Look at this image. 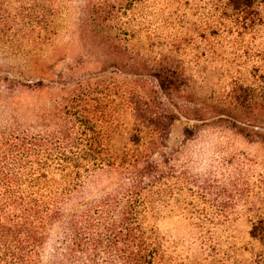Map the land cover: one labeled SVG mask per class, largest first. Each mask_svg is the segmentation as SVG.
Listing matches in <instances>:
<instances>
[{
    "label": "trees",
    "instance_id": "obj_1",
    "mask_svg": "<svg viewBox=\"0 0 264 264\" xmlns=\"http://www.w3.org/2000/svg\"><path fill=\"white\" fill-rule=\"evenodd\" d=\"M67 1L0 0V264H216L214 228L239 217L186 212L195 257L162 221L233 190L170 140L182 120L186 143L264 139L245 122L264 115V0H83V74L50 66Z\"/></svg>",
    "mask_w": 264,
    "mask_h": 264
},
{
    "label": "rangeland",
    "instance_id": "obj_2",
    "mask_svg": "<svg viewBox=\"0 0 264 264\" xmlns=\"http://www.w3.org/2000/svg\"><path fill=\"white\" fill-rule=\"evenodd\" d=\"M82 2L68 0L64 4L62 31L55 38L52 48L57 53L50 62V66H55L58 72L76 70L83 74L99 69L92 58L85 59V51L77 33ZM214 90L218 91L217 88ZM247 115L249 118L246 117L245 122L249 130L257 125L261 129H254L255 132L264 135V115L259 111H247ZM190 126L182 120L172 130L170 147L180 151V165L199 179L204 175L214 176L221 189L233 190V194L227 193V196L217 199L210 196L206 204L201 201L194 204L183 201L179 209L162 221L163 233L171 241L191 250L190 253L195 257L198 229L187 213L198 211L213 216H236L239 218L214 228L219 237L214 250L219 256L216 257V264H264V243L260 244L250 236L251 218H264V139L255 135L247 139L227 128L213 126L202 130L195 140L186 143L184 130Z\"/></svg>",
    "mask_w": 264,
    "mask_h": 264
}]
</instances>
